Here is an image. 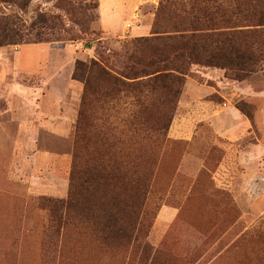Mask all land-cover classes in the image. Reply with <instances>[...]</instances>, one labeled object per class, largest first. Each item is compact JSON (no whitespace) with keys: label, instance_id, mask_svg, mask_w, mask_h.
Returning <instances> with one entry per match:
<instances>
[{"label":"rangeland","instance_id":"374dc122","mask_svg":"<svg viewBox=\"0 0 264 264\" xmlns=\"http://www.w3.org/2000/svg\"><path fill=\"white\" fill-rule=\"evenodd\" d=\"M159 2L0 3L17 43L0 48V264H264V63L243 81L191 68L166 136L148 144L153 150L140 169L152 171L150 185L129 235L101 231L106 204L66 213L55 203L69 197L83 92L72 79L76 62L101 58L119 66L126 42L150 35ZM22 45L43 47L16 53ZM64 78L81 86L78 96L68 87L63 97L75 124L54 135L42 122L27 123L19 89L37 93ZM107 111L119 132L124 110ZM38 149L51 153L50 162L37 161ZM104 193L117 198L115 210H125L121 190ZM122 217L127 230L133 227L131 216Z\"/></svg>","mask_w":264,"mask_h":264},{"label":"trees","instance_id":"16d2710c","mask_svg":"<svg viewBox=\"0 0 264 264\" xmlns=\"http://www.w3.org/2000/svg\"><path fill=\"white\" fill-rule=\"evenodd\" d=\"M31 1L0 3L24 9ZM58 2L64 8L67 0ZM10 28L0 17V48L17 44ZM263 63L264 0H160L150 35L126 42L119 66L101 58L76 62L72 79L83 84V92L69 197L55 203L66 213L90 202L106 204L101 231L106 237L129 235L150 185L152 171L140 169L153 150L148 144L166 136L191 68L219 69L243 81ZM211 100L223 102L217 96ZM107 109L124 110L119 132ZM118 190L125 194L122 212L114 208L117 198L104 193ZM128 215L134 219L129 230L122 222Z\"/></svg>","mask_w":264,"mask_h":264},{"label":"crops","instance_id":"0c3cea01","mask_svg":"<svg viewBox=\"0 0 264 264\" xmlns=\"http://www.w3.org/2000/svg\"><path fill=\"white\" fill-rule=\"evenodd\" d=\"M101 20L104 19L102 7L99 8ZM136 34V33H135ZM140 37L141 35H134V37ZM145 36V35H143ZM142 37V36H141ZM41 48L43 46L41 45H22L19 47V49L16 51V53H19L22 48ZM15 66V62H14ZM17 72H21L23 74H26L27 76L32 75L29 72L21 71L19 70V67L17 66ZM30 77V76H29ZM67 78H64L63 81L61 80L59 87L58 85L50 84L49 86H45L44 88L38 87V92H34L30 89H19V91L23 92V103L20 105L21 111H24L27 113L28 120L27 123H30L32 121H38L39 123L42 122L43 129L54 135H64L66 132V128L68 126L72 127V125L75 124V117L73 114L69 113L68 104L63 97L70 92L68 89H73L75 87V93L78 94L81 93V86L76 84L74 85L72 80L66 81ZM45 85H48L46 82ZM70 87V88H68ZM37 90V89H36ZM227 101V100H225ZM228 102V101H227ZM224 104V103H223ZM226 105V104H225ZM227 106L223 107L222 109H226ZM8 111H12L11 108L8 109ZM240 119L243 122L242 116L238 115ZM19 122V119L17 120ZM244 124V122H243ZM28 125V124H27ZM34 157L37 159L39 163L44 164L46 161H49L52 159V155L50 152H47L45 150H36L34 152ZM35 159V160H36Z\"/></svg>","mask_w":264,"mask_h":264},{"label":"built area","instance_id":"2783aa9c","mask_svg":"<svg viewBox=\"0 0 264 264\" xmlns=\"http://www.w3.org/2000/svg\"><path fill=\"white\" fill-rule=\"evenodd\" d=\"M131 26L130 25H127V28H130Z\"/></svg>","mask_w":264,"mask_h":264}]
</instances>
